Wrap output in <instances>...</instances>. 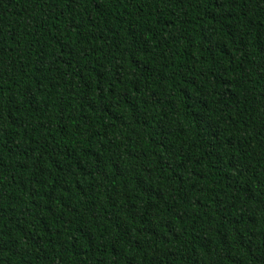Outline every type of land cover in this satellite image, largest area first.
<instances>
[{
	"label": "trees",
	"instance_id": "16d2710c",
	"mask_svg": "<svg viewBox=\"0 0 264 264\" xmlns=\"http://www.w3.org/2000/svg\"><path fill=\"white\" fill-rule=\"evenodd\" d=\"M0 264H264V0H0Z\"/></svg>",
	"mask_w": 264,
	"mask_h": 264
}]
</instances>
